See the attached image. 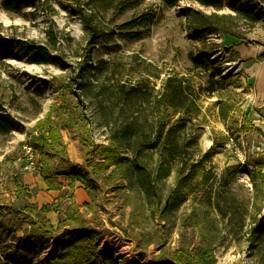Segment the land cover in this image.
Returning a JSON list of instances; mask_svg holds the SVG:
<instances>
[{"label": "rangeland", "instance_id": "1", "mask_svg": "<svg viewBox=\"0 0 264 264\" xmlns=\"http://www.w3.org/2000/svg\"><path fill=\"white\" fill-rule=\"evenodd\" d=\"M59 1L71 5L68 0H10L20 7L13 11L8 9L9 3L0 0V111L16 127L8 135L0 133V207L5 215L2 240L10 227L18 237L29 228L21 221L12 226L14 214L6 215L9 208H40L52 203L57 212L63 213L75 196L80 205L91 203V209L84 207L83 212L102 235L101 256L92 264H180L174 260L176 252L189 249L200 254L208 244L217 264H264V236L258 238L251 232L264 217V171L255 184L246 173L250 161L252 169L254 162L264 158V137L255 129L257 125L264 130V109L260 108L262 101L256 104L254 100L246 72L239 69L243 63L253 70L264 64V20L252 30L243 19L227 21L231 35L206 39L190 33L183 9L206 14L213 13L212 9L191 1L168 7L161 0H121L137 1L139 5L124 13L94 11L93 20L103 35L93 44L84 20L64 9ZM81 1L86 7L88 0ZM233 4L229 0L220 14H234ZM245 6L247 1L240 0L236 5ZM142 16L150 20L134 29L123 28ZM137 33L140 38L135 36ZM235 47L244 52H236ZM43 49L51 60L34 62V51ZM220 49L224 56L218 63H209L202 56ZM82 63L93 66L89 78L105 94L82 97L84 119L78 127L70 126L67 120L71 116L65 113L63 118L61 110L55 113V119L62 128L68 157L75 164L71 171L88 176L91 189L80 182L71 188L70 180L61 178L64 187L48 191L39 171L25 170L26 133L45 118L53 105L62 104L58 87L69 85L80 93L74 79ZM227 70L225 78L218 76ZM169 76L182 77L192 86L199 107L196 114L173 116L171 112L172 119L167 122L168 127L183 125L179 139L185 160L200 165V177L185 189L184 201L173 210L164 206L177 185L176 169L159 184L163 201L157 209L129 177L127 166L114 178L109 179L114 167L100 179L93 177L80 146L82 134L96 145H109L116 141L123 123L135 117L145 123L151 136L156 135L159 123L168 118L165 110L164 115L158 111L156 101ZM120 89L137 90V105L122 108L115 96ZM124 147L119 144L124 157L131 159L132 153ZM159 156L153 151L144 161L155 170ZM228 167H238L239 172L223 193L221 205L225 210H236L234 220L231 213L223 218L215 195L211 196ZM206 173L209 181L204 183ZM198 224L203 225V234ZM80 231L79 235L84 236L89 228ZM57 238L62 236L54 237L55 241ZM1 257L0 264H5ZM41 259L26 264H45Z\"/></svg>", "mask_w": 264, "mask_h": 264}, {"label": "trees", "instance_id": "2", "mask_svg": "<svg viewBox=\"0 0 264 264\" xmlns=\"http://www.w3.org/2000/svg\"><path fill=\"white\" fill-rule=\"evenodd\" d=\"M10 0H5V4ZM71 5H65L59 1V4L66 10L80 16L85 23L86 30L90 41L97 44L102 38V31L98 24L93 20V12L100 9L103 11L116 10L124 13L130 9L136 8L139 5L137 1H121V0H88L83 7L81 0H68ZM168 7H176L183 1H191L200 6L212 9L214 12L206 14L203 11H197L192 8L183 9V13L188 20L189 31L192 35L198 37L220 36V34L231 35L232 28L228 26L227 21L244 20L250 30L254 29L257 24L264 20V0H240L247 1V6L238 8L236 5L239 0H233L232 10L234 14H220L228 4L229 0H161ZM252 6H255L252 8ZM17 4L9 3L8 9L16 11ZM88 10L90 14L87 15ZM150 20L147 16L136 18L126 24L123 28L134 29L145 24ZM129 37L131 35H128ZM140 38L139 33L135 34ZM210 52V51H209ZM202 53L203 58L207 59V54ZM34 62L45 63L51 59L46 50L34 51ZM208 60V59H207ZM210 63V62H209ZM93 74V66L88 63H82L79 66L78 74L74 81L79 92L74 91V88L69 85H61L58 87L62 98L61 105H53L44 119L38 121L33 128L26 133L27 142L25 145H30L36 153L37 170L45 181L48 191H59L63 188L61 178L70 180L71 188L75 187L77 182L86 185L87 190H90L88 176L75 175L71 169L75 164L68 157L67 145L64 142L62 128L55 119V113L61 110V115L66 118L65 113L71 117L67 120L70 126L78 127L84 117L81 113V108L84 106L83 96L99 98L104 96L105 92L102 87L99 88L91 79ZM213 82V81H212ZM99 88V89H98ZM93 95V96H92ZM118 104L123 107H131L137 105L140 94L137 90L120 89L115 95ZM74 100V101H73ZM77 100V101H76ZM75 102V103H74ZM159 112L165 110L168 118H163L159 123L156 135L151 136L145 123L138 117L125 121L115 135V140L109 145H96L92 140L83 136L80 137V146L82 153L86 159V166L91 172V175L96 179H100L105 173H108L111 168L115 170L109 176L114 178L123 166H127L129 177H133L134 183L138 189L146 194L149 200H152L157 209L162 204V196L159 193V184L168 178L176 169L178 173L176 188L172 191L165 201L164 209L173 210L177 208L185 199L184 191L190 185L194 184L200 177V165L190 164L185 160L186 153L180 146L179 133L183 128L181 123L176 126L168 127L167 122L171 121L172 114H196L199 112L198 96L189 86L185 79L178 76H169L164 85L161 95L156 101ZM162 114V113H161ZM164 115V112H163ZM224 118L225 116L222 115ZM16 127L10 119L0 111V133L8 135L12 133ZM262 137L264 132L260 128H255ZM84 130V129H82ZM119 144L124 145L127 152L132 153L131 159L124 157L119 149ZM24 145V146H25ZM158 151L160 156L155 170H153L144 159L148 157L150 152ZM126 165H125V164ZM252 162L248 163L246 173L254 184L258 177L264 171V158L254 162V167L250 169ZM238 167H228L225 174L220 178L219 185L212 195H215L217 207L220 210L223 218H227L232 214V220L236 217V210L233 208L225 210L221 205L223 193L228 190L232 182L238 175ZM206 173L202 182L209 181ZM257 188V185H255ZM72 203L67 211L61 215L60 223L54 227L48 215L52 212H57L55 204H48L41 208L31 205L24 209L10 208L6 211V215L12 216L10 223L15 226L20 221L28 223L29 228L25 229L24 235L18 237L12 227L7 230L5 240L0 237V256L5 258V264H26L32 260L39 259L48 249H50V240L59 235L65 244L58 249L56 257L51 259L52 262L59 264H92L100 256L101 248V233L98 228L92 227V220L87 218L83 212V208L91 209V203L83 205L75 201L72 196ZM6 208V207H4ZM3 208L0 207V230L4 228L2 219L4 214ZM198 226L201 227L200 224ZM89 228L87 235L77 237L73 233L76 230ZM202 234L204 227H201ZM255 236L261 238L264 236V217H262L251 230ZM63 234V235H62ZM9 236V238H7ZM174 260L180 264H217L211 245L204 246L203 251L198 254L191 252L189 249L176 252ZM1 257V258H2ZM1 261V259H0Z\"/></svg>", "mask_w": 264, "mask_h": 264}, {"label": "crops", "instance_id": "3", "mask_svg": "<svg viewBox=\"0 0 264 264\" xmlns=\"http://www.w3.org/2000/svg\"><path fill=\"white\" fill-rule=\"evenodd\" d=\"M238 49V50H237ZM239 47H235V51L238 53L244 52V51H240ZM240 71L241 72H246L245 75L248 76V80L249 81V85H251L253 88L252 90L255 93V102L256 104H259V102L262 101V107H260L261 109H264V64L256 67V69H252L251 65H245L244 63L242 64V66H240ZM248 72V73H247ZM258 96V98H256ZM260 98V99H259ZM257 106V105H256ZM251 110H253V112L257 115L258 113L253 109V107L250 108ZM261 124V123H260ZM263 126V125H262ZM256 127L259 128V126L256 125ZM264 128V126H263ZM260 129H262V127H260ZM262 131L264 132V130L262 129ZM65 142V141H64ZM72 161V160H71ZM73 162V161H72ZM74 163V162H73ZM40 179L43 182V185L45 186V188L48 189L47 185L45 184L44 179L42 178V176H40ZM62 181V179H61ZM63 183V181H62ZM64 184V183H63ZM64 187V186H63ZM53 193V192H51ZM75 197V196H74ZM71 200L70 203L68 204V207L71 205ZM52 204V203H49ZM48 205V204H46ZM45 206V205H44ZM41 208V207H40ZM68 209V208H67ZM67 211V210H66ZM66 211H63V213L61 212H52L48 215V219L50 220V222L52 223V225L54 227H57L60 223V219L59 216L60 214H64ZM81 231L80 230H76L73 234L76 235L77 237H80L79 233ZM65 244V241L62 240L61 238H57L56 241L55 239H51L50 240V249H48L40 258H42L40 262H44L45 264L47 262L53 263L51 259H54L56 257V252H58V249L60 248L59 246H63ZM59 247V248H58Z\"/></svg>", "mask_w": 264, "mask_h": 264}, {"label": "built area", "instance_id": "4", "mask_svg": "<svg viewBox=\"0 0 264 264\" xmlns=\"http://www.w3.org/2000/svg\"><path fill=\"white\" fill-rule=\"evenodd\" d=\"M223 56H224V52L220 49L217 51H213V53H208L207 59L209 62L215 61L216 63H218L223 58ZM228 73H229V70L224 71V72L221 71L220 75H218V76H220L221 78H225ZM24 148H25V152H26L27 157H28V164L25 167V170L26 171H33V170L38 171L37 165H36L37 156H36V153L34 152L33 148L28 144L25 145Z\"/></svg>", "mask_w": 264, "mask_h": 264}]
</instances>
